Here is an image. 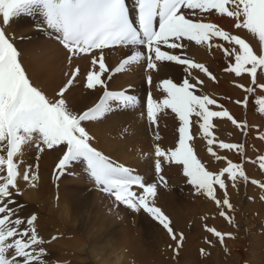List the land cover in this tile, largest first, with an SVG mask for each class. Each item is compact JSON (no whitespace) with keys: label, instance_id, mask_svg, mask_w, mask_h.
<instances>
[{"label":"snow or ice","instance_id":"1","mask_svg":"<svg viewBox=\"0 0 264 264\" xmlns=\"http://www.w3.org/2000/svg\"><path fill=\"white\" fill-rule=\"evenodd\" d=\"M213 10L234 18V27L252 34L257 39L258 49L254 50L253 45L238 34L194 18ZM21 15L33 18L39 15L41 20L37 27L61 44L70 57L94 51L99 53L98 57L93 55L91 61L93 65L98 64L99 70L88 71L86 75L88 89H104L97 103L79 114L67 106L63 95L79 69L59 90L60 98L49 99L33 85L20 60L17 37L6 31L11 20ZM217 38L227 42L229 47L213 43ZM185 39L209 49H222L234 59L225 70L237 77L242 74L250 76L252 86L238 85L246 93L253 94L257 88L264 90V83H258V76H264V0H132L131 7L127 0H0V153H6L0 154V173H4L0 175V264H67L44 259L46 249L39 246L45 241L35 226L36 214L25 219L17 215V208L22 205L14 199L13 190L18 191L17 180L21 173L20 162L15 157L28 144H34L40 152L45 147H61L63 154L56 165L60 173L74 164H82L101 191L134 211L143 210L158 221L176 241L173 251L178 254L184 235L174 232L170 218L155 205L158 183L148 182L132 168L94 147L91 141L95 137L82 122L99 121L120 109L135 108L139 103L137 96L126 90L107 89L106 80L102 78L109 71L103 56L105 49L117 46L129 49V54L112 69L113 72L124 71L141 62L151 70H156L158 63L176 62L186 66L189 77L191 70L199 69L216 80L203 63L174 54V50L187 47L183 43ZM162 46L168 50H162ZM193 79L196 83L190 82L189 78H184L181 84L164 79L160 82L166 93L164 98L156 100L151 93L147 97L146 115L150 122L155 124L157 113L163 109H171L180 121L177 146L168 150L159 144L155 146L154 169L158 175L161 173L162 159L181 165L187 183L197 193L211 198L218 208L233 209L227 193L228 182L233 187L240 181L250 182L264 190V179L250 178L246 174L244 163L249 158L245 155V144L218 140L213 131L216 127L213 118H227L242 134H247L255 126H250L246 119L238 121L215 97L196 94L204 81ZM148 82L151 83V77ZM248 99L245 97L244 101L237 100L236 103L246 106ZM256 104L257 111L264 115V95L256 96ZM210 106H217L219 110ZM194 126L201 130L209 145L207 151L217 161L227 158L213 151L216 144L220 149L235 150L240 156L239 162L227 159V166L218 172L210 171L188 142L193 138L190 129ZM260 139L264 140V134ZM253 162L258 163L259 170L264 173V154H257ZM37 178L31 166L22 173L24 181L35 182ZM159 183L167 186L163 176H160ZM134 186L140 191H135ZM218 191L223 192L222 198H218ZM219 215L229 223L234 222V217L224 210ZM205 228L221 243L225 237L233 235L222 233L215 227L205 225ZM56 239V236L52 237V240ZM200 251L203 254L205 250Z\"/></svg>","mask_w":264,"mask_h":264},{"label":"rangeland","instance_id":"2","mask_svg":"<svg viewBox=\"0 0 264 264\" xmlns=\"http://www.w3.org/2000/svg\"><path fill=\"white\" fill-rule=\"evenodd\" d=\"M208 14L211 16L213 11L206 13V16H208ZM204 15L205 14L199 15L201 19L198 20H202ZM21 16L13 18L10 25L7 26V30L9 34H13L17 37L20 60L33 85L43 91L49 99L60 98L59 90L67 85V81L72 77V73L79 69L72 85L67 88L63 95V98L67 102V106L79 114L97 103L104 89L101 87H97L95 90L88 89L86 87V75L88 71L99 70L98 64L93 65L91 62L92 56L96 55L98 57L99 53L94 51L90 55L79 54L73 57L68 55L66 59L62 52H60L62 54L61 59L58 57L51 58L50 56H46L45 53L51 51L53 46L55 48L57 44L54 43V39L48 36L47 32L37 28L41 17L39 15L35 18L24 15ZM203 21L207 22L206 20ZM21 36H25L26 39H19ZM57 46L59 47V45ZM175 52L185 56L183 50H174V53ZM56 53H58L57 50H55L53 54L56 55ZM128 54L129 50L119 51L118 56H116L114 52L104 50L103 56L109 71L105 73L102 78L106 80L107 89L110 91L129 90L130 93L132 92L131 94L137 96L139 100L138 105L135 108L115 111L108 114L102 120L85 121L82 122V124L97 141L100 140L97 134L100 130L106 134L110 132L107 134L108 136L105 134L109 140L111 139L110 141L117 143L120 140L124 141V143L130 141L133 145L136 144L138 141L137 139H139L133 138L134 135L138 134L142 139H147L150 132L154 137L155 146L159 144L165 150L174 149L179 141V117L173 113L171 109H163L157 113L156 123L153 124L148 120L146 115L147 97L149 93H151L154 99L162 100L166 95L160 83L162 80L172 79L174 83L181 84L184 78H189L190 82L196 83V80L193 79L195 73L191 71V77H189L186 72L181 78L179 77L180 80L172 75L160 79L153 70L146 68L145 62L140 65V68L138 66L139 64H132L124 71L113 72L112 69L118 66L120 61ZM194 61L198 63V61ZM27 63H29V66ZM111 63H114V65ZM200 63L202 62L200 61ZM50 71L56 80L49 84L46 78H49L51 75ZM132 76L134 77V81H131L133 78ZM109 77L111 78L109 79ZM149 77H151V83L148 82ZM37 84H39V86ZM196 94H208L215 97L217 100L218 97H220V95L208 91L203 85L198 86ZM90 101H92L91 105L89 103ZM238 105H240L244 113L241 119L237 120L241 121L246 119L250 126H255L247 133L250 135L249 137H251L249 145L245 144L243 138L234 134V130L231 129V127L234 126L233 124L230 123V129L220 128L216 122L219 118H213V123L216 125L213 131L218 140L244 143L246 146L245 155L249 158L244 165L253 164L254 158L257 154H260L259 151H264V140L260 139V135L264 134V116L259 119L257 118V120L253 118L249 120L246 113L248 110L247 105L245 106L243 103ZM210 107H212L213 110H219L217 106ZM139 110L142 111L141 113L146 117L145 123L143 124L144 126H136V122H132L130 119L132 117L131 115L140 112ZM228 110L231 112L230 109ZM122 118H124V120ZM226 120L228 119L226 118ZM107 122L109 124H107ZM106 125L109 126L106 127ZM101 127L103 129H101ZM110 127L113 128V130ZM94 132L95 134L93 135L92 133ZM190 134L193 138L188 141L189 144L193 147L197 158L200 159L210 171L218 172L221 168L227 166V159H231L233 162H239L231 158L236 155L235 150L220 149L218 144H216L213 146V151H215L217 155L227 158L217 161L215 157L207 151L209 145L207 144V140L203 137L201 130L194 126L190 129ZM224 134L227 135L224 136ZM239 134L242 135L240 130ZM157 137H159V139H157ZM260 141L262 142V146L257 147L256 143L259 144L258 142ZM30 146L32 150L29 152L31 157L29 159L31 171L35 169V173L38 174V181L36 180V182L39 184L41 181L40 165L45 164L44 156L46 155V151H54L57 147L53 149H47L45 147L44 151L40 152L34 144H30ZM252 147L255 149L257 147L258 152L254 153ZM98 149L105 153L103 149ZM105 154L107 155V153ZM58 162L59 161L53 163L50 177L47 184H45V188L50 190L48 196L51 199L49 212L52 214V225L60 224L67 229L66 231H69L68 235L85 241L86 249L84 252L87 254L90 264H264V199H261V197H264V190L260 189L258 185L240 181L237 186L234 187V191H230L227 187L228 197L233 204V209H227L226 206L218 208L211 198L204 194L197 193L194 188L187 183V178L183 175L181 165L162 160V171L159 175L155 172L154 168L148 171V174L152 176L153 179L156 177L159 180L160 176H163L167 181V186L158 183V198H155V205L161 208L170 218L171 227L174 232L177 235H179V233H183L184 235L182 246L179 248L177 254L173 251V249L176 248V241L171 239L167 230L164 229L158 221L154 220L143 210L137 212L115 201L114 197L101 191L94 181L93 184L92 181H90L89 184H87V188H93V190L97 192L103 193L104 195L107 194L106 196L101 197L91 193L89 198L85 201L71 199L64 188H67L68 185L71 184V179H80L81 175L78 171L79 169H76L74 167L75 165H72L66 171L60 173L56 168ZM244 169L246 171V166H244ZM246 174L249 175L247 171ZM84 175L88 176L86 171H84L83 176ZM254 175L249 177L264 179V176L262 178L260 175ZM57 176H59L58 179ZM88 178L92 180L90 176ZM46 192H43L44 196ZM74 193L81 196L79 191ZM255 193H257V197L259 196L258 202L255 200ZM217 196L218 198H222L223 192L218 191ZM17 202L19 205H22L21 208H17L19 217L21 219L28 218L30 213L28 212L29 201L24 200L21 202L19 200ZM39 208L40 207L35 208L32 212H34L36 216L40 217L41 213L44 216L47 212ZM221 210L233 216L234 222L229 223L225 217L220 216L219 212ZM211 212L217 217V222L220 224L217 230L222 233L233 234L231 237H225L223 243L208 231L205 242L202 243L200 241V235L197 232L199 223L202 217L205 218ZM42 215L41 217H43ZM39 217H37V219ZM43 221L44 220H42V222ZM48 228L51 229V227ZM61 235L62 233H57L53 236L59 238ZM39 236L45 241L43 245L39 246L46 249L47 255L44 259L46 261L55 259L56 256L52 254V251H48L47 247L49 243L55 241L52 240L53 236L51 238H46L42 235ZM212 241L215 244H213ZM202 248L205 250L203 254L200 251ZM88 250L99 254H90Z\"/></svg>","mask_w":264,"mask_h":264},{"label":"bare ground","instance_id":"3","mask_svg":"<svg viewBox=\"0 0 264 264\" xmlns=\"http://www.w3.org/2000/svg\"><path fill=\"white\" fill-rule=\"evenodd\" d=\"M127 1L129 2V5L131 7L132 6V0H127ZM204 14L205 15H204V17H202V20H206L207 22L215 23L219 27H222L223 29H225L226 31H229L232 34L240 35L242 38H245L249 43H251L255 50L258 49L257 39L255 37H253L252 34L248 33L247 30H245V29H236L234 27V24L236 23L234 18H229L225 14H218L214 10H213V14L211 16H209V14H208L209 17L206 16V13H204ZM194 18L197 20L201 19L199 17V15L195 16ZM37 19H38V17H37ZM33 22H34V20H33ZM6 31L8 32L7 27H6ZM54 43L59 45V47L56 45V47L54 48V46H53L51 51H49L48 53L47 52L45 53L46 56H50L51 58L58 57L61 59L62 54L60 52H62L65 55L64 58L66 59V57H68V55H69L67 50L65 48H63V46L61 44H59L58 42H56L55 40H54ZM183 43L186 44L187 47L184 49H180V50H183V53L185 52V56L187 58H192V60L198 61V63H200V61H201L209 69V71L212 72V74L216 77V80H212L210 77H208L205 73L201 72L199 69L191 70L193 73H195L194 78H198L200 80L202 79L204 81L203 86L208 91H212V92L216 93L217 95H220V97H218L219 103L224 105L227 109H230L231 110L230 114H232L236 119H241L244 111L242 110L240 105H238L236 103V101L237 100L244 101L245 97H248L249 98L248 103H247L248 110L246 113L248 115L249 120H251L252 118L257 120V118L259 119V118H262L264 116L257 111L258 106L256 104V96L264 95V90L257 88L256 92L253 94L246 93L245 90L240 88L238 85L243 84L245 86H252L250 84V76L248 74H242L241 76L237 77V76H235L234 73H231V72H228L225 70L226 68L230 67L232 63H234V59H230L223 52L222 49H218L215 47L209 49L203 45H196L195 42H190L187 39H185L183 41ZM213 43H223L224 47H229V44L227 42H224V41L220 40L219 38H217ZM55 50L58 51V53H56V55L53 54L55 52ZM105 50L110 51V52H114L115 55L118 56L119 51L129 50V49L125 48L123 46H117V47L109 48V49H105ZM162 50H168V49L166 48V46H162ZM169 51H171V50H169ZM122 52H124V51H122ZM174 54L181 55L177 52H175ZM98 56H99V54H98ZM142 63L143 62L138 63L139 68H140V65H142ZM27 64L29 66V63H27ZM111 64L114 65V63H111ZM185 67L186 66H184V65L182 66L176 62H163V63H158L157 69L153 70V71L155 72V74L160 79L161 78H167L170 75L179 79V77L181 78L186 73ZM51 73L52 72L50 71V74ZM128 77H130V76H128ZM46 80L49 81V84H50V83H53L54 80H56V78H54L53 74H51L49 76V78H46ZM131 81H134V77L132 78ZM258 83H264V76H258ZM37 85L39 86V84H37ZM253 87H255V86H253ZM259 93H263V94H259ZM89 103L91 105L92 101H90ZM141 112L142 111L131 115L132 117L130 119L132 120V122L133 121L136 122V126L137 125L141 126L145 123L146 117H144ZM122 119L124 120V118H122ZM140 119H141V121H140ZM143 119H144V121H143ZM108 122H107V124L110 123V122L109 123ZM216 122L219 125V127L222 129H227L232 124L229 120H226V118H219ZM103 125H102V127H103ZM107 126H109V125H106V127ZM102 127H101V129L104 128V127L103 128ZM98 128H100V127H98ZM111 129L113 130V128H111ZM231 129L234 130V134L243 138V141H245V144L249 145V140H251V137H249L250 135L239 134V130L236 129V127L234 128V126L231 127ZM95 132H96V130H95ZM95 132L92 134L94 135ZM108 133H110V132H107V134ZM97 134L99 135V136L98 135L97 136L99 137L100 140L97 141L96 139H94L93 141H91V143L93 144L94 147L103 149L105 151V153H107V155H109L112 159L118 161L119 163H123L126 166L132 168L134 170V173L137 172L136 174L144 176L148 182L159 183V180L156 177H154V179H153V177L148 174V171H150V170H152V168H154V160H155V156H154L155 140H154V137L151 135L150 132H149V135L147 136L148 137L147 139H144V138L142 139V137L139 136L138 134L134 135L133 138H136V139L139 138V139H137L139 142L136 140L137 143L134 145L130 141L127 143H124V141H122V140L118 141V143L110 141L111 139L109 140V138L107 137L108 135L106 133H104L102 130L98 131ZM226 135L224 134V136H226ZM116 137H118V136H116ZM113 140H116V139H113ZM258 143L259 144L256 143L257 147L262 146L261 141ZM257 147H256V149L254 147H252V150L254 151V153L258 152ZM30 150H31L30 144L25 145L22 149V153L18 154L15 157V159L20 162L19 171H20L21 175L18 177V180H17L18 191L13 190L14 199L16 201L20 200L21 202H23L24 200L29 201V211L28 212H30V213H29L28 217H30L32 214H34V212H32V211L38 207H40L39 208L40 210L44 209V211L47 212L44 214V216L41 213V215L43 217H41V215H40V217L42 219L39 216H37L39 218L36 220L35 226L37 228L39 235H42L43 237L45 236L46 238H51L54 234L62 233L61 237L57 238V240H55L54 242L52 241L51 243H49V245H47L48 251H52L53 252L52 254L56 256V258L53 259V261L59 260L61 262H67V264H90L89 258L87 257V254H85V252H84L86 249L85 241L80 239V238H76V237L73 238L71 235H68L69 231H66L67 229L62 227L60 224L52 225L53 222L51 221L52 214H50V212H49V208H50L49 205L51 204V199L48 196V193L50 190H48V188L47 189L45 188V184H47V181L50 177V171L52 170L51 167L53 166V163H57V161H59L58 159L61 158V155L63 154V149L61 147H57V148H55L54 151L53 150L46 151V155L44 156L45 157V164L40 165V173H41L40 180L41 181L39 182V184L36 181L35 182L24 181L22 179L23 171L26 168H28L29 166H31V163L29 162V159L31 158L30 153H29ZM259 153L264 154V151H259ZM0 154H6V153H0ZM31 154H32V152H31ZM231 158H233V160H237V161L240 160V156L237 153L234 157H231ZM30 161H32V160H30ZM74 165H75L74 167L76 169H79L78 171H79L81 176H80V179H74V178H73V180L71 179L70 180L71 184L68 185L67 188H64L67 191L66 193L68 194V196L71 199H76L79 201H82V200L85 201L89 198V195L91 193L96 194V195L101 196V197L107 195V194L104 195L103 193L97 192V191L93 190V188L88 189L87 184H89L90 181H92V184H93V180H90V178H88L89 175L83 176L85 170H84L82 164L77 163ZM244 166H246V171L249 174V176L255 174L254 176L260 175L263 178L264 173H262L259 170L258 163L253 162V164H247V165L245 164ZM34 170H33V172H35ZM76 173H78V172H76ZM0 175H4V173H0ZM33 184L35 186H33ZM228 189L230 191L235 190V188L232 186L231 182H228ZM134 190L137 192L140 191L135 186H134ZM76 191H79L81 193V196L78 195L77 193H74ZM43 192H46L45 196L43 195ZM261 195H260V197H261ZM254 197H255V200H257V202H258L259 196L257 197V193L254 194ZM17 215L19 216L18 211H17ZM42 220H44V221L42 222ZM205 225H207L208 227H215L217 229L220 224H219V222H217V217L212 212L209 213L205 218L202 217V220L200 221L198 229H197V232L200 235V241L202 243L205 242L206 237L208 236V232L205 228ZM48 227H51V229H49ZM212 243L215 244L213 241H212ZM88 252L90 254L91 253L92 254H99L97 252H92V251L90 252L89 250H88Z\"/></svg>","mask_w":264,"mask_h":264}]
</instances>
